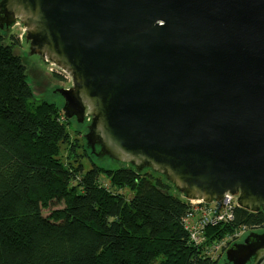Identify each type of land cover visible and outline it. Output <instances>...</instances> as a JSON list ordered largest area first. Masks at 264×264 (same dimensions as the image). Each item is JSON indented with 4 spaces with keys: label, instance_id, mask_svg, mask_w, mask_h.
<instances>
[{
    "label": "water",
    "instance_id": "1",
    "mask_svg": "<svg viewBox=\"0 0 264 264\" xmlns=\"http://www.w3.org/2000/svg\"><path fill=\"white\" fill-rule=\"evenodd\" d=\"M17 22L71 77L50 91L92 157L264 212V0H0ZM242 239L223 264H264V230Z\"/></svg>",
    "mask_w": 264,
    "mask_h": 264
},
{
    "label": "trees",
    "instance_id": "2",
    "mask_svg": "<svg viewBox=\"0 0 264 264\" xmlns=\"http://www.w3.org/2000/svg\"><path fill=\"white\" fill-rule=\"evenodd\" d=\"M7 28H0V264H217L205 244L241 227L264 228V212L236 207L231 221L205 229L203 246L193 244L182 225L188 201L171 183L128 164H96L85 142L70 137L61 108L34 100ZM50 205L61 207L44 216Z\"/></svg>",
    "mask_w": 264,
    "mask_h": 264
},
{
    "label": "rangeland",
    "instance_id": "3",
    "mask_svg": "<svg viewBox=\"0 0 264 264\" xmlns=\"http://www.w3.org/2000/svg\"><path fill=\"white\" fill-rule=\"evenodd\" d=\"M24 27L20 23H15L12 26L8 27L7 29H4V36L5 38L9 37H16L18 39L19 45L15 48V52L20 55L23 64L26 68V78L27 82L32 90V94L34 97V100H44L47 104H51L57 108H61V104H63V99L58 94H53L52 89L55 87H62L67 88L71 85V77L66 74H58L56 69H54V66L50 63H44L42 58H40L38 55H32L28 52V42L24 39ZM50 91V92H49ZM48 94V96H47ZM61 111V109H60ZM62 112V111H61ZM63 114V113H62ZM62 118V117H61ZM60 118V119H61ZM88 123V120L86 119L84 123L80 124L77 128L75 119L70 118L68 120V130L69 135L71 138H77L80 140L81 143L84 144L83 141V134L85 131V126ZM62 148V146H61ZM86 150V149H85ZM87 154L89 155L88 151L86 150ZM93 161L104 167V168H113L116 166H127L126 164L119 163L117 164L115 161H112L110 159L101 160L99 158H94L92 155H89ZM89 158V159H90ZM81 161L88 165L86 158H81ZM143 171V170H142ZM151 172L154 177H158L159 175L155 172H152L149 169H144L143 172ZM163 179V178H162ZM105 185H108V183L105 181ZM125 190V189H124ZM173 193H176L174 189H171ZM126 194H129L125 191ZM61 205H50L48 208H44L41 210L42 214L44 216H47L50 214V212L55 209L59 208ZM249 229H245L244 231L247 232ZM252 230H264V228L259 229H252ZM250 232V231H249ZM244 236V233L241 235L240 239H236L237 241H242V237ZM234 242V240H229L225 243V245L220 249L218 252L217 257L218 263L217 264H223L225 261V251L230 246V244Z\"/></svg>",
    "mask_w": 264,
    "mask_h": 264
},
{
    "label": "built area",
    "instance_id": "4",
    "mask_svg": "<svg viewBox=\"0 0 264 264\" xmlns=\"http://www.w3.org/2000/svg\"><path fill=\"white\" fill-rule=\"evenodd\" d=\"M58 74L66 75L61 68L51 63ZM66 73V74H65ZM187 200V199H186ZM189 207L182 217V225L186 230L189 240L195 245L204 244V233L207 227H213L220 223H226L234 218V210L238 207L236 196L230 192H225L217 202L205 203L201 200H187ZM246 227L234 231L233 234L225 236L223 239L214 241L204 246V254L210 258H216L220 249L229 240L240 239L245 233Z\"/></svg>",
    "mask_w": 264,
    "mask_h": 264
},
{
    "label": "flooded vegetation",
    "instance_id": "5",
    "mask_svg": "<svg viewBox=\"0 0 264 264\" xmlns=\"http://www.w3.org/2000/svg\"><path fill=\"white\" fill-rule=\"evenodd\" d=\"M242 241H243V240H242ZM242 241H240V242L238 241L237 243H241ZM247 264H248V263H247Z\"/></svg>",
    "mask_w": 264,
    "mask_h": 264
}]
</instances>
